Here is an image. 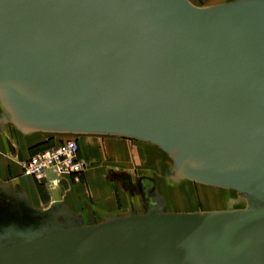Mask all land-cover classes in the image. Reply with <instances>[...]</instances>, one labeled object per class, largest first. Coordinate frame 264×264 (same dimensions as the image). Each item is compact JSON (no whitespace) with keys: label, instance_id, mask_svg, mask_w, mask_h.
<instances>
[{"label":"water","instance_id":"water-1","mask_svg":"<svg viewBox=\"0 0 264 264\" xmlns=\"http://www.w3.org/2000/svg\"><path fill=\"white\" fill-rule=\"evenodd\" d=\"M5 123L150 144L174 177L250 202L171 213L146 199L84 226L58 198L33 210L0 185L17 219L0 220V264H264V0H0Z\"/></svg>","mask_w":264,"mask_h":264},{"label":"crops","instance_id":"crops-1","mask_svg":"<svg viewBox=\"0 0 264 264\" xmlns=\"http://www.w3.org/2000/svg\"><path fill=\"white\" fill-rule=\"evenodd\" d=\"M61 136L76 139L79 156L87 163L88 169L81 175L78 183L73 181V178L58 177L51 172H46L42 181L24 176L22 163L30 156H35V150L46 145L51 139L49 134H22L11 124L5 123L0 126V185L8 191L14 190L15 195H23L22 199L24 198L33 210H45L58 198L60 206L68 214L81 219L84 226L96 225L116 216L136 212L132 210L134 206L131 204V190L126 189L123 184L126 178H130L131 173L108 166L103 161L104 156L114 150L109 145L105 146V150H100L95 141L99 138L107 141L120 139L123 143L150 144L117 137ZM108 155L111 157L114 154ZM137 156L140 160L144 159L139 153ZM126 157L130 158V154H125ZM95 219L97 220L93 221ZM58 220L63 222L61 218Z\"/></svg>","mask_w":264,"mask_h":264},{"label":"rangeland","instance_id":"rangeland-1","mask_svg":"<svg viewBox=\"0 0 264 264\" xmlns=\"http://www.w3.org/2000/svg\"><path fill=\"white\" fill-rule=\"evenodd\" d=\"M187 1L196 8H209L236 0ZM49 138L51 141L37 148L35 154L66 142L75 141L77 143L76 139L69 136L49 135ZM95 142H97L96 144L100 150H105V146L107 145L114 150V152L110 151V153L114 154L111 157L108 155L110 153L104 156L103 161L108 166H114L131 173L130 178H126L123 184L126 189L131 190V204L134 206L132 210H135L136 213H141V211L143 212L148 208L145 193H147V199L151 200L153 209L171 213L221 212L226 210H243L249 207L247 203L248 197L244 194L232 190L202 186L174 177L172 175L173 162L165 153L157 151L158 149L152 147V145L123 143L120 139L107 141L99 138ZM77 148L78 160L84 162L86 165L83 172L85 173L88 166L86 161L79 156L78 143ZM127 153L130 154V158H125V154ZM138 153L144 158L143 160L138 158ZM31 157L21 165L24 176L27 175L24 174L23 166ZM82 174L70 178H73V181L75 180L78 183ZM153 198L154 200H152ZM124 210L126 209L124 208Z\"/></svg>","mask_w":264,"mask_h":264},{"label":"built area","instance_id":"built-area-1","mask_svg":"<svg viewBox=\"0 0 264 264\" xmlns=\"http://www.w3.org/2000/svg\"><path fill=\"white\" fill-rule=\"evenodd\" d=\"M77 154V143L66 142L31 157L23 166L24 174L38 181L45 178L46 172L58 177L78 176L84 172L86 165L78 160Z\"/></svg>","mask_w":264,"mask_h":264},{"label":"flooded vegetation","instance_id":"flooded-vegetation-1","mask_svg":"<svg viewBox=\"0 0 264 264\" xmlns=\"http://www.w3.org/2000/svg\"><path fill=\"white\" fill-rule=\"evenodd\" d=\"M145 194H146V199H147L148 198L147 197V193H145ZM248 202H250V201H248ZM10 207H11V205L10 204H7L0 197V220H7L8 217L12 218L13 220H17V219H14L12 217V210L13 209H11L12 207L11 208Z\"/></svg>","mask_w":264,"mask_h":264},{"label":"bare ground","instance_id":"bare-ground-1","mask_svg":"<svg viewBox=\"0 0 264 264\" xmlns=\"http://www.w3.org/2000/svg\"><path fill=\"white\" fill-rule=\"evenodd\" d=\"M208 187V186H207ZM187 196V195H186Z\"/></svg>","mask_w":264,"mask_h":264},{"label":"trees","instance_id":"trees-1","mask_svg":"<svg viewBox=\"0 0 264 264\" xmlns=\"http://www.w3.org/2000/svg\"><path fill=\"white\" fill-rule=\"evenodd\" d=\"M49 135H51V134H49Z\"/></svg>","mask_w":264,"mask_h":264}]
</instances>
